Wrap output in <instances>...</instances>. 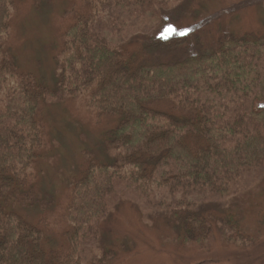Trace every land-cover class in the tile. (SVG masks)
I'll return each mask as SVG.
<instances>
[{
    "label": "trees",
    "instance_id": "1",
    "mask_svg": "<svg viewBox=\"0 0 264 264\" xmlns=\"http://www.w3.org/2000/svg\"><path fill=\"white\" fill-rule=\"evenodd\" d=\"M14 1L0 0V264H80L84 238L98 237L118 182L140 192L156 182L181 199L223 197L264 166V124L255 118L264 108L252 95L264 73V49L254 40L228 36L209 52L152 60L110 45L90 27V15L68 28L50 91L34 75L17 73L3 54ZM86 1L114 3L134 19L157 21L165 9V0ZM182 39L172 35L145 47L176 49ZM82 94L97 117L117 122L104 143L110 162L93 163L72 181L67 228L56 246L23 217L36 203L31 172L44 147L38 111L48 100ZM177 205L166 218L179 241H206L209 216L193 202Z\"/></svg>",
    "mask_w": 264,
    "mask_h": 264
},
{
    "label": "rangeland",
    "instance_id": "2",
    "mask_svg": "<svg viewBox=\"0 0 264 264\" xmlns=\"http://www.w3.org/2000/svg\"><path fill=\"white\" fill-rule=\"evenodd\" d=\"M100 4L15 0L9 31L2 42L3 54L17 73L32 74L54 91L67 30L90 15V27L110 45L129 54L148 55L152 60L169 61L209 52L228 36L248 37L264 49V0H165L157 21L134 19L114 3ZM172 35L183 38V46L158 47L156 51L145 47L151 40ZM261 74L260 85L252 95H257L264 108ZM87 102L84 94L59 96L42 104L38 111L44 147L31 172L34 180L30 194L36 203L33 209L24 210L23 217L42 226L56 246L63 243L67 228L64 209L73 179L93 163L110 162L104 143L117 119L97 117ZM255 118L264 124V111ZM115 193L110 209L100 220L98 237L84 238L87 247L80 264H264V166L244 175L236 189L223 197L191 194L181 199L182 193L171 194L156 182L144 192L118 182ZM184 200L193 202L210 218V233L202 243L179 241L175 227L166 218L173 208L178 209L177 202Z\"/></svg>",
    "mask_w": 264,
    "mask_h": 264
}]
</instances>
